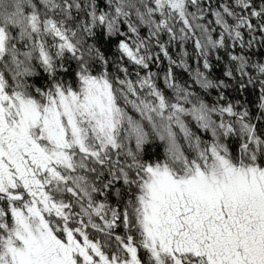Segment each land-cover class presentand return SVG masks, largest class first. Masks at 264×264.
<instances>
[{"label":"snow or ice","instance_id":"6c2138e0","mask_svg":"<svg viewBox=\"0 0 264 264\" xmlns=\"http://www.w3.org/2000/svg\"><path fill=\"white\" fill-rule=\"evenodd\" d=\"M0 264H264V0H0Z\"/></svg>","mask_w":264,"mask_h":264},{"label":"trees","instance_id":"16d2710c","mask_svg":"<svg viewBox=\"0 0 264 264\" xmlns=\"http://www.w3.org/2000/svg\"><path fill=\"white\" fill-rule=\"evenodd\" d=\"M189 51L191 52V48L189 49ZM173 55H175V52H173ZM214 72H215V74H219L220 72H221V68H219V67H217V68H215L214 69ZM214 95V94H213ZM253 99H255L254 97H253ZM153 150H155V149H153Z\"/></svg>","mask_w":264,"mask_h":264}]
</instances>
